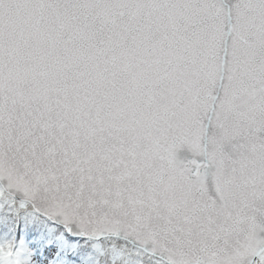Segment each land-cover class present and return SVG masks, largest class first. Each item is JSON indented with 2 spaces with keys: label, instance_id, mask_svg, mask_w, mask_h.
Segmentation results:
<instances>
[{
  "label": "snow or ice",
  "instance_id": "1",
  "mask_svg": "<svg viewBox=\"0 0 264 264\" xmlns=\"http://www.w3.org/2000/svg\"><path fill=\"white\" fill-rule=\"evenodd\" d=\"M0 264H264V0H0Z\"/></svg>",
  "mask_w": 264,
  "mask_h": 264
}]
</instances>
